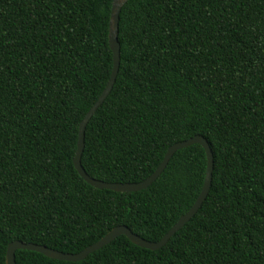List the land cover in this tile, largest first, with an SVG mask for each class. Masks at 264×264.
Wrapping results in <instances>:
<instances>
[{"label": "trees", "instance_id": "trees-1", "mask_svg": "<svg viewBox=\"0 0 264 264\" xmlns=\"http://www.w3.org/2000/svg\"><path fill=\"white\" fill-rule=\"evenodd\" d=\"M113 0H0V264L14 240L77 253L118 225L158 241L195 202L207 157L177 150L146 188H97L73 158L113 68ZM120 65L81 163L139 182L195 135L214 157L195 215L161 248L125 235L78 261L17 249L16 264H264V0H128Z\"/></svg>", "mask_w": 264, "mask_h": 264}, {"label": "water", "instance_id": "water-1", "mask_svg": "<svg viewBox=\"0 0 264 264\" xmlns=\"http://www.w3.org/2000/svg\"><path fill=\"white\" fill-rule=\"evenodd\" d=\"M128 0H113L112 8H111V15H110V28H109V42L111 49L113 51V68L110 75V78L102 91L101 95L97 99V101L93 104V106L88 110L85 114L84 118L80 122L79 126V134L77 140V148L75 152V156L73 158L74 166L77 169L78 173L87 181L89 184L97 187V188H106L115 191H122V192H129V191H137L146 188L149 186L165 169L168 161L172 157V155L179 149L186 147L188 145L199 143L205 150L206 157H207V167L205 178L203 182V186L193 203L190 209L183 214L179 220L170 228V230L162 236V238L158 241H150L146 240L140 235L134 233L128 226L126 225H118L113 227L108 233H106L102 238L98 241L94 242L93 244L85 247L83 250L77 253H67L63 252L54 248L47 247L42 244L37 243H26L21 240H14L10 242L7 246L6 251V264H16L15 260V252L17 249H28V250H35L37 252L43 253L48 257L56 258L60 260H68V261H78L84 259L88 254L91 252L105 246L106 244L110 243L119 235H125L129 240H131L134 244L151 249L156 250L161 248L164 244H166L169 239L182 227L187 223L198 211L200 206L202 205L203 201L208 195L212 184V173H213V166H214V157L211 147L206 140V138L202 135H195L191 138L186 140H182L172 144L164 155L162 162L156 168V170L148 176L146 179L139 181V182H107L103 180H99L96 178L91 177L86 170L84 169L81 163V156L84 150V136H85V129L86 126L95 113L97 108L102 104L105 100L107 95L110 93L114 82L116 80V76L119 70L120 65V43L118 40V32H119V14L121 11L122 6Z\"/></svg>", "mask_w": 264, "mask_h": 264}]
</instances>
